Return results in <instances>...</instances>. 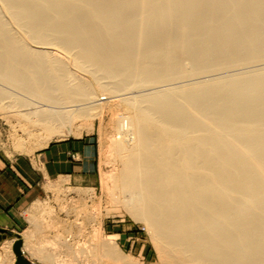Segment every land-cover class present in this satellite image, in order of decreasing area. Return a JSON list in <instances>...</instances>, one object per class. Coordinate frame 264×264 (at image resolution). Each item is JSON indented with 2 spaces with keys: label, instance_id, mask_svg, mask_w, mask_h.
Returning a JSON list of instances; mask_svg holds the SVG:
<instances>
[{
  "label": "bare ground",
  "instance_id": "obj_1",
  "mask_svg": "<svg viewBox=\"0 0 264 264\" xmlns=\"http://www.w3.org/2000/svg\"><path fill=\"white\" fill-rule=\"evenodd\" d=\"M5 98L42 147L126 101L116 192L164 264H264V0H0Z\"/></svg>",
  "mask_w": 264,
  "mask_h": 264
},
{
  "label": "rangeland",
  "instance_id": "obj_2",
  "mask_svg": "<svg viewBox=\"0 0 264 264\" xmlns=\"http://www.w3.org/2000/svg\"><path fill=\"white\" fill-rule=\"evenodd\" d=\"M85 76L102 96L106 94L89 73ZM120 99H106L109 100L106 107L94 118L76 117L70 125L73 131L68 136L54 138L45 147L40 146L42 136H29L21 130L23 123L27 126L28 122L7 107L8 98L3 102L0 100V165L36 156L54 142L82 138L94 142L98 163V179L93 186H75L65 180L54 182L22 210L18 227L14 230L5 228L8 236L0 242V264H16L13 247L18 238L23 239L24 253L33 264H49L41 260L44 255L60 258L61 264H89V250L95 238H112L117 242L126 256L122 262L113 260L114 264H164L147 222L136 219L121 196H117L116 181L122 160L114 148L119 135L114 121L132 113L128 103ZM77 131L81 133L78 135ZM5 242L11 244V252L2 250Z\"/></svg>",
  "mask_w": 264,
  "mask_h": 264
},
{
  "label": "crops",
  "instance_id": "obj_3",
  "mask_svg": "<svg viewBox=\"0 0 264 264\" xmlns=\"http://www.w3.org/2000/svg\"><path fill=\"white\" fill-rule=\"evenodd\" d=\"M97 179L96 146L89 138L54 142L36 156L0 165V227H18L22 210L54 182L90 187Z\"/></svg>",
  "mask_w": 264,
  "mask_h": 264
},
{
  "label": "water",
  "instance_id": "obj_4",
  "mask_svg": "<svg viewBox=\"0 0 264 264\" xmlns=\"http://www.w3.org/2000/svg\"><path fill=\"white\" fill-rule=\"evenodd\" d=\"M7 230L5 228L0 227V241L2 239H4L7 236ZM21 246H22V239L19 238L16 242H15V246L14 249L17 253L18 256V264H32V262L30 260H28V258L24 257L22 250H21Z\"/></svg>",
  "mask_w": 264,
  "mask_h": 264
}]
</instances>
